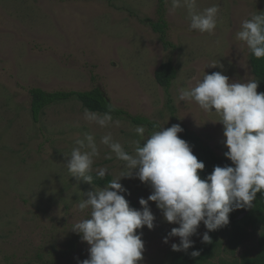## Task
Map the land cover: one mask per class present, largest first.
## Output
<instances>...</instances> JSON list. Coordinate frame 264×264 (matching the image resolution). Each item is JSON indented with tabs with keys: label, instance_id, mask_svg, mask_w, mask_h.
<instances>
[{
	"label": "rangeland",
	"instance_id": "obj_1",
	"mask_svg": "<svg viewBox=\"0 0 264 264\" xmlns=\"http://www.w3.org/2000/svg\"><path fill=\"white\" fill-rule=\"evenodd\" d=\"M219 7L213 33L190 29L189 10L172 9L171 0H0V264H78L88 258L86 242L71 231L88 218L76 207L89 192L101 188L71 176L67 157L77 139L93 136L99 151L93 171L106 168L119 179L126 171L101 138L111 135L125 151L134 153L163 127L179 124L221 156L223 125L215 112L194 101H180L181 89L195 87L205 73L221 72L230 81L255 79L251 50L236 39L244 20L264 12L263 0H196L194 11ZM167 24L165 40L149 22ZM171 63L177 77L169 92L156 81L161 65ZM216 65V67H209ZM99 88L110 102L132 117L158 124L139 135L127 119L112 117L106 127L84 119L82 103L73 99L48 107L35 123L29 91L87 92ZM258 91V89H257ZM111 155V159L107 157ZM125 198L139 204L150 188L137 178H122ZM103 188V187H102ZM155 227L137 230L145 242L140 264H169L179 243L170 237L167 223L155 202L149 201ZM262 229V228H260ZM207 229L201 222L190 239L202 242ZM238 250L255 256L261 230ZM209 234V232H208ZM230 264L224 255L211 264ZM224 263V264H226Z\"/></svg>",
	"mask_w": 264,
	"mask_h": 264
},
{
	"label": "clouds",
	"instance_id": "obj_2",
	"mask_svg": "<svg viewBox=\"0 0 264 264\" xmlns=\"http://www.w3.org/2000/svg\"><path fill=\"white\" fill-rule=\"evenodd\" d=\"M182 2L189 10L191 30L214 32L218 6L196 12V0ZM171 6L180 7L181 0H171ZM236 39L245 43L255 58H264V12L244 20ZM258 87V80L230 81L221 72H213L205 73L195 87L180 90V101H194L204 111L215 112L223 125V144L227 148L224 155L231 165L215 166L204 179L199 173L205 163L179 136L184 131L179 124L155 131L142 145L137 141L132 154L113 141L111 135L103 136L101 144L123 162L126 171L119 179L89 192L88 198L76 206L80 212L88 210V218L76 222L71 231L90 246L88 258L78 260V264H140L145 242L143 233L138 234L137 230L155 227L156 217L149 201L155 202L167 223L179 225L164 237L166 244L170 237L179 238V243L171 245L176 252L193 247L190 238L197 234L201 222L207 229L202 242L209 243L208 232L227 226L232 211L251 208L257 194L264 193V93H258ZM84 119L100 127L112 122L109 113L101 115L87 109ZM135 131L143 136L145 129L137 126ZM75 144L71 154L66 155L68 171L71 176L92 183L90 173L94 158L99 155L97 144L91 135L77 139ZM96 175L104 178L108 171L99 168ZM122 178H137L150 188L147 199L139 200L142 210L130 207L123 195L127 189L120 183ZM199 255L198 250L191 252L192 257Z\"/></svg>",
	"mask_w": 264,
	"mask_h": 264
},
{
	"label": "trees",
	"instance_id": "obj_3",
	"mask_svg": "<svg viewBox=\"0 0 264 264\" xmlns=\"http://www.w3.org/2000/svg\"><path fill=\"white\" fill-rule=\"evenodd\" d=\"M149 24L153 31L160 34L161 39L165 40L166 22L164 20L157 23L150 21ZM250 64L255 78L259 82L258 93H264V58L257 59L251 52ZM155 77L157 83L166 92H169L177 77V72L171 63H166L160 66ZM29 94L31 96V113L35 123L40 122L41 116L48 107L77 99L82 103L85 110L87 109L101 115L109 113L112 117L127 119L133 125L143 126L150 131L159 128L157 123L147 118L132 117L123 110L116 108L99 88L87 92L53 93H48L41 89H32ZM181 138L190 143L193 154L197 156L198 160L205 163V169L199 173L202 179L211 174L215 166L231 165V161L224 155L225 152L221 156L217 155L210 147L204 145L199 137L186 133ZM91 175L93 177L92 184L101 188L112 180L111 176L99 178L96 174ZM129 203L130 207L137 209L136 204ZM243 215L245 217L240 219ZM229 221L227 226L209 232L211 242H201L199 245L193 246L186 252L184 251L183 254L175 256L169 264H211L214 258L224 255L232 258L230 264H264V193L257 194V198L251 208L232 211L229 214ZM250 230L253 232L262 231L258 240V251L252 257L242 255L240 258H236L238 250L250 239ZM194 250H198L200 255L192 257L191 252ZM220 262L221 264L226 263L225 259L220 260Z\"/></svg>",
	"mask_w": 264,
	"mask_h": 264
},
{
	"label": "water",
	"instance_id": "obj_4",
	"mask_svg": "<svg viewBox=\"0 0 264 264\" xmlns=\"http://www.w3.org/2000/svg\"><path fill=\"white\" fill-rule=\"evenodd\" d=\"M245 215H246V214H245ZM245 215L241 216V218H240V219L244 218V217H245Z\"/></svg>",
	"mask_w": 264,
	"mask_h": 264
}]
</instances>
